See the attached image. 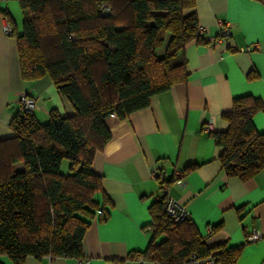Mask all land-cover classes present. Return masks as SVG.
<instances>
[{
	"label": "trees",
	"instance_id": "16d2710c",
	"mask_svg": "<svg viewBox=\"0 0 264 264\" xmlns=\"http://www.w3.org/2000/svg\"><path fill=\"white\" fill-rule=\"evenodd\" d=\"M19 6L22 28L14 35L22 80L48 76L74 114L53 108L40 123L20 106L11 119L13 137L0 142V256L13 264L29 257L81 260L91 221L109 218L92 170L94 154L110 140L105 120L124 119L186 82L185 47L201 40L194 1L20 0ZM263 109L246 95L222 114L228 129L212 137L227 176L247 180L264 168V133L253 124ZM16 163L21 172L12 170ZM149 213L150 243L127 259L184 264L195 255L235 264L241 253V247H208L190 219L174 223L163 197Z\"/></svg>",
	"mask_w": 264,
	"mask_h": 264
},
{
	"label": "crops",
	"instance_id": "0c3cea01",
	"mask_svg": "<svg viewBox=\"0 0 264 264\" xmlns=\"http://www.w3.org/2000/svg\"><path fill=\"white\" fill-rule=\"evenodd\" d=\"M19 1L0 0V142L13 137L9 123L22 95L34 100L40 123L53 108L62 116L74 114L48 76L32 82L20 76L14 35L22 28ZM193 1L201 40L185 47L186 82L124 119L111 115L105 120L110 140L94 154L92 170L101 178L98 201L109 218L91 221L82 241V263L29 257L24 264H154L127 256L150 243L149 208L159 192L156 173L171 177L175 170L182 173V187L171 185L169 193L187 207L205 244L241 247L235 264H264V168L247 180L227 176L219 162L222 148L212 137L227 131L222 114L234 98L249 95L264 107V6L256 0ZM220 22L228 25L229 36L218 42ZM6 24L13 35L3 32ZM253 124L264 133V109L253 116ZM12 170L21 172L23 164H13ZM251 231L261 238L245 242ZM0 264L13 262L0 256Z\"/></svg>",
	"mask_w": 264,
	"mask_h": 264
},
{
	"label": "built area",
	"instance_id": "2783aa9c",
	"mask_svg": "<svg viewBox=\"0 0 264 264\" xmlns=\"http://www.w3.org/2000/svg\"><path fill=\"white\" fill-rule=\"evenodd\" d=\"M108 11V9H107ZM221 25V32L218 39V42L226 39L229 36L228 25L225 22H220ZM3 32L8 35L13 34V30L9 24L3 26ZM198 33H200V29L198 28ZM257 47V45H252L251 48ZM20 106L21 109L26 111H34L35 110V103L34 100L27 95H22L20 97ZM156 178L159 182V192L157 198H164V212L168 218H170L174 223H179L185 220L190 219L189 212L187 207L172 197L169 193L170 186L175 185L177 188L182 187L183 183V176L182 173L175 170L171 177H169L165 172L160 171L156 173ZM100 211L97 212L99 214ZM261 238V234L257 231H251L246 234L245 242H255ZM83 260H79L82 263ZM186 263H193V264H215V259L213 257H208L205 259H197L195 255H191Z\"/></svg>",
	"mask_w": 264,
	"mask_h": 264
},
{
	"label": "rangeland",
	"instance_id": "374dc122",
	"mask_svg": "<svg viewBox=\"0 0 264 264\" xmlns=\"http://www.w3.org/2000/svg\"><path fill=\"white\" fill-rule=\"evenodd\" d=\"M66 163H67V162L65 161V163L63 164V166L66 165Z\"/></svg>",
	"mask_w": 264,
	"mask_h": 264
}]
</instances>
